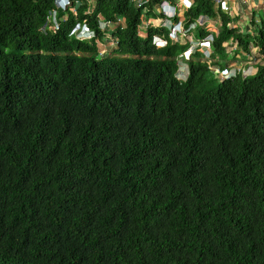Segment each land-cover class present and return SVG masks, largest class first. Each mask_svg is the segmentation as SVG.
Segmentation results:
<instances>
[{"label":"trees","instance_id":"obj_1","mask_svg":"<svg viewBox=\"0 0 264 264\" xmlns=\"http://www.w3.org/2000/svg\"><path fill=\"white\" fill-rule=\"evenodd\" d=\"M162 1H84L44 33L53 0H0V264H264V0L246 31L192 0L186 27L220 26L187 59L140 29ZM98 15L123 19L107 39ZM83 21L116 47L70 36ZM253 49L252 75L212 71Z\"/></svg>","mask_w":264,"mask_h":264},{"label":"built area","instance_id":"obj_2","mask_svg":"<svg viewBox=\"0 0 264 264\" xmlns=\"http://www.w3.org/2000/svg\"><path fill=\"white\" fill-rule=\"evenodd\" d=\"M84 1L89 4V6L84 10V13L88 15L93 9L95 0H53L54 8H52L48 12L46 21L41 28L42 31L46 33V31L56 32L60 30L61 24L67 21L70 13L73 16L77 15L78 7ZM130 1L136 8L142 9L144 14L147 12V5L150 0ZM209 1H211L215 5V7H220L223 12L229 13L231 16H234L233 12L235 11L229 6V4L232 3V0ZM240 2L243 3L244 1L240 0ZM261 2L262 0H259V2L254 4V10L255 8H258ZM192 3V0H174L173 3L168 0H163L160 5L155 8V12L160 16L157 19H145L140 26V29L145 30L148 27H154L155 29L164 28L167 30V37L170 41L180 43L179 41L184 39L189 43V48L184 53L183 57L187 59L191 53H193L195 50L200 49L202 50L203 55L208 58L211 43L213 41V33L215 32V30L206 27L209 29V34H207V36L199 41L193 40L192 32L195 30L196 26H204L207 19L200 18V20H198L197 22L192 23L187 27L185 26L183 15L192 6ZM176 18L178 20L175 21ZM122 20V18H118L116 22H111L104 20L102 16L98 15V28L100 31L104 32L103 35H105L107 39L111 31H113L114 27L117 26V23H122ZM70 36H74L77 40L80 41H90L93 39L97 44L103 43L97 36L95 30L90 28L86 21L76 23L70 31ZM153 43L157 48H161L167 45V40L154 36ZM100 54L103 55L102 52H100ZM227 73L228 71L222 72L223 76H226Z\"/></svg>","mask_w":264,"mask_h":264},{"label":"rangeland","instance_id":"obj_3","mask_svg":"<svg viewBox=\"0 0 264 264\" xmlns=\"http://www.w3.org/2000/svg\"><path fill=\"white\" fill-rule=\"evenodd\" d=\"M243 1L244 2L241 3L240 0H236V1L232 0V3L229 4V6L235 11V12H233L234 17H238L237 18V25L240 27V29H243L244 31H246L247 28H249V20L251 18V12L254 10V4L259 2V0H243ZM258 9H259V6L255 11H257ZM260 15L262 17L264 16V10L262 7L260 8ZM257 20H258V17H257ZM204 26L217 31L219 29L220 24H219L218 20H211L209 22L206 21ZM142 31H144V30H142ZM108 40L109 41L98 44L100 52H102L103 55L106 54V52H108V50L114 49L116 47L115 41L113 38L109 37ZM179 42H180V44H184V43H186V40L182 39ZM232 48L234 49L235 45H232V47L227 46V52H230V50ZM198 50L201 51V53H202V50H200V49H198ZM257 56H258V53L255 49L252 50V56H250V57H247V56H245V54H242L241 58H245V60H241L240 63H235L234 61H233V64L230 63L228 65L229 68H228V73L226 76H230L233 73V70H242L243 71L242 73L244 76L252 75L255 72L256 65L259 63V61L256 59ZM178 60H179L178 65H179L180 69L178 71L177 78L179 80H184L188 74L187 73V66L183 62H181V58H178ZM212 71L216 75H218L217 77L220 80L224 77L223 76L224 73L223 74L217 73L218 72L217 67H215V66L212 67Z\"/></svg>","mask_w":264,"mask_h":264}]
</instances>
